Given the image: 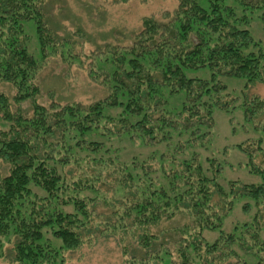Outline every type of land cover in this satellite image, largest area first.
Here are the masks:
<instances>
[{
	"label": "trees",
	"instance_id": "trees-1",
	"mask_svg": "<svg viewBox=\"0 0 264 264\" xmlns=\"http://www.w3.org/2000/svg\"><path fill=\"white\" fill-rule=\"evenodd\" d=\"M43 2L0 0V81L14 89L0 92V258L66 264L99 232L138 243L141 258L124 248L130 264H264V98L246 93L264 84L250 27L264 29V0H180L129 46L90 54L58 44ZM58 54L87 64L106 96L41 103L35 80ZM229 79L245 81L240 94ZM216 111L241 114L246 140L217 148ZM244 170L263 182L227 178ZM238 208L250 219L228 231ZM178 215L191 222L148 231Z\"/></svg>",
	"mask_w": 264,
	"mask_h": 264
},
{
	"label": "rangeland",
	"instance_id": "rangeland-1",
	"mask_svg": "<svg viewBox=\"0 0 264 264\" xmlns=\"http://www.w3.org/2000/svg\"><path fill=\"white\" fill-rule=\"evenodd\" d=\"M179 1L128 0L126 3H116L113 0H44L43 13L46 17V24L54 32L53 37L59 45L69 41L77 53L90 54L91 51L104 50L105 45L129 46L133 42L135 33L142 29L144 19L162 20L165 14L173 12L178 7ZM250 27L255 38L264 43L262 24L255 21ZM35 82L41 88L38 100L45 105L51 101L62 104L69 102L92 104L96 100L103 99L107 94L106 87L97 84L91 77L87 64L82 66L64 62L60 54L44 62ZM244 83V80L229 79L228 81L230 89L234 88L237 94H240ZM0 92L11 96L14 94V89L9 84L0 81ZM246 93L248 96L257 95L264 98V84H252L247 88ZM23 107L28 110L29 103L23 104ZM215 113L217 148L221 149L246 140L249 135L242 134L241 124L236 122H241V114H237V119L234 118L231 124L229 123L230 116L221 111ZM6 127L5 123L0 122V130ZM231 153L228 159L234 165L244 160L236 150L232 149ZM216 157L221 159L222 153H218ZM239 177L248 183L263 182L258 176L248 175L245 170L241 173L233 172L232 175L227 176L228 179ZM102 190L107 192L108 188L103 186ZM108 196H111V193ZM104 209L101 207L99 210L105 212ZM248 219H250L249 216H245L241 208H238L235 210L234 217L227 221L226 228L230 231L236 222H245ZM189 222H191L189 218L178 215L173 220L163 222L159 226L149 227L148 231L152 234H162V232L165 235L172 234V230L189 224ZM163 242L166 247L174 249L173 243L165 240ZM137 245L138 243L130 238L119 243L118 239L106 238L98 232L94 235V239L92 238L82 248L76 252L67 253L66 264H130L127 259L129 257L124 254V248L129 249L131 256L134 253L141 258L142 252L136 249ZM9 254L8 252L6 258H0V264H15L8 256Z\"/></svg>",
	"mask_w": 264,
	"mask_h": 264
}]
</instances>
